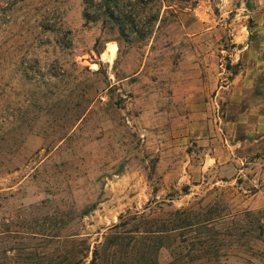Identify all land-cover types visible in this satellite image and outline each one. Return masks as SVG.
<instances>
[{
	"label": "rangeland",
	"instance_id": "obj_1",
	"mask_svg": "<svg viewBox=\"0 0 264 264\" xmlns=\"http://www.w3.org/2000/svg\"><path fill=\"white\" fill-rule=\"evenodd\" d=\"M251 31L264 0H0V264H168L187 210L226 239L200 263L264 264Z\"/></svg>",
	"mask_w": 264,
	"mask_h": 264
},
{
	"label": "trees",
	"instance_id": "obj_2",
	"mask_svg": "<svg viewBox=\"0 0 264 264\" xmlns=\"http://www.w3.org/2000/svg\"><path fill=\"white\" fill-rule=\"evenodd\" d=\"M180 215L182 217L179 219L178 224H173L166 229L159 230L158 232L156 231L151 237L147 238L151 242H156L154 248L157 250V256L160 255L162 250L168 249L172 254V261L168 264H202L203 260L204 262L205 260L207 262L212 260L219 262L218 257L209 255L205 256L203 254L207 255L209 250H218L221 246L225 247L224 243L226 239H222V236L218 235L215 239L213 238V240H210L200 234L202 229H209L212 228V226L214 227V221L211 219H203L205 214L202 212L192 214L190 210H187ZM240 228L239 239H241L243 244L246 245L244 240L248 238L252 231L247 225H241ZM132 239L134 240L135 237ZM131 243L132 242H129L128 246H131ZM133 248L134 247H132V249ZM152 249V247H149L148 250L146 247L141 248L140 254L138 252L139 255H136L133 258L135 264H153L148 255L149 250ZM196 251L201 255L200 257H196ZM212 257L215 259H212ZM200 261H202V263H200Z\"/></svg>",
	"mask_w": 264,
	"mask_h": 264
},
{
	"label": "crops",
	"instance_id": "obj_3",
	"mask_svg": "<svg viewBox=\"0 0 264 264\" xmlns=\"http://www.w3.org/2000/svg\"><path fill=\"white\" fill-rule=\"evenodd\" d=\"M251 35L252 39L239 48L245 65L233 84L235 94L242 99L250 95L251 106L259 109L264 108V31H251Z\"/></svg>",
	"mask_w": 264,
	"mask_h": 264
}]
</instances>
